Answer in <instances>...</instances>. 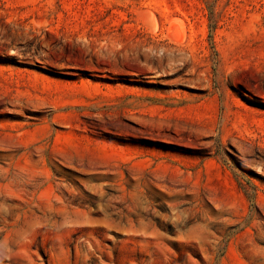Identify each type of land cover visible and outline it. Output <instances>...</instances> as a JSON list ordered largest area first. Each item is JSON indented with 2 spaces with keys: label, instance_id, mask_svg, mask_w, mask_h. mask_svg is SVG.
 <instances>
[{
  "label": "rangeland",
  "instance_id": "374dc122",
  "mask_svg": "<svg viewBox=\"0 0 264 264\" xmlns=\"http://www.w3.org/2000/svg\"><path fill=\"white\" fill-rule=\"evenodd\" d=\"M0 130V264H264V0H0Z\"/></svg>",
  "mask_w": 264,
  "mask_h": 264
},
{
  "label": "bare ground",
  "instance_id": "6f19581e",
  "mask_svg": "<svg viewBox=\"0 0 264 264\" xmlns=\"http://www.w3.org/2000/svg\"><path fill=\"white\" fill-rule=\"evenodd\" d=\"M149 17V16H148ZM151 17V16H150ZM172 23V22H171ZM173 25V24H172ZM171 25V26H172ZM177 26V25H176ZM171 28H175V26L173 27H170V28H168V30L170 29V31H172L171 30ZM177 29V31L175 32V30ZM175 30L173 29V31L172 32H174V33H172L171 35L172 36H169V37H172L173 39H174V41L175 42H180L183 38H184V36H185V31H184V25H183V23L180 21L179 22V24H178V28H175ZM169 32V31H168ZM172 38H170V39H172ZM173 39H172V41H173Z\"/></svg>",
  "mask_w": 264,
  "mask_h": 264
},
{
  "label": "crops",
  "instance_id": "0c3cea01",
  "mask_svg": "<svg viewBox=\"0 0 264 264\" xmlns=\"http://www.w3.org/2000/svg\"><path fill=\"white\" fill-rule=\"evenodd\" d=\"M23 131H25V133H27V132H32V127H25L24 129H23ZM8 132H10V131H8ZM3 134H5L3 131H1L0 130V136H2Z\"/></svg>",
  "mask_w": 264,
  "mask_h": 264
}]
</instances>
